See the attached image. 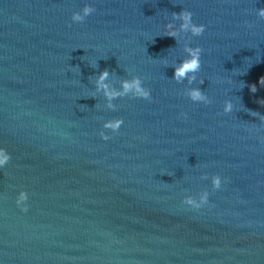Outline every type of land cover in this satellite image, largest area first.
I'll return each mask as SVG.
<instances>
[{
  "label": "water",
  "instance_id": "obj_1",
  "mask_svg": "<svg viewBox=\"0 0 264 264\" xmlns=\"http://www.w3.org/2000/svg\"><path fill=\"white\" fill-rule=\"evenodd\" d=\"M85 4L95 11L72 21ZM260 7L0 0V148L10 155L0 167V264H264ZM181 10L201 35L180 29L171 14ZM195 46V78L173 79ZM104 69L108 91L135 78L150 97L109 99L96 82ZM193 88L207 102L192 100ZM116 118L117 131L105 127ZM205 193L199 208L185 204Z\"/></svg>",
  "mask_w": 264,
  "mask_h": 264
},
{
  "label": "clouds",
  "instance_id": "obj_2",
  "mask_svg": "<svg viewBox=\"0 0 264 264\" xmlns=\"http://www.w3.org/2000/svg\"><path fill=\"white\" fill-rule=\"evenodd\" d=\"M95 9L89 5L85 4L80 12H73L71 14V19L74 22H81L84 20L86 16L94 12ZM257 15L261 18H264V7H260L256 10ZM172 17L174 19L179 20L180 23V29L184 31H189L192 35L194 36H199L203 33L204 31V25L203 24H196L193 23L191 17L192 13L188 10H181L179 13L177 12H172ZM166 36L169 37H176V29L172 28L170 25H166V30L164 32ZM186 52L188 55L186 56L185 59L181 60L177 65H174V74H173V79L180 81L185 77H189V74H195L196 72L199 71L200 69V53H201V48L199 46L195 47H187ZM108 77V70L104 69L102 70L99 75L97 76V85L99 87H103L106 90V96L111 99L115 96L122 95L124 93H127L129 91L134 90V94L136 97H141V98H149L150 97V91L147 88H144L141 86V82L138 79H132V80H124L121 81L123 93H118L116 91H108L107 90V85L104 83V81ZM190 79H194V75L189 77ZM200 83H203V81H200ZM259 83L261 85H264V77H261L259 80ZM249 89L251 92H256V86L254 84L248 85ZM189 96L191 97L192 100L194 101H199V100H205V96L202 94L201 90L199 88H193L190 89L189 91ZM261 104H264V100L260 101ZM111 107V105H110ZM232 105L230 102H227L225 105V111H231ZM250 114H255V115H260L259 113H251ZM264 118V117H262ZM123 123L122 119L116 118L110 121H107L105 123L106 128H110L113 131H117L121 124ZM102 139H108L107 136L102 137ZM10 159V155L3 149L0 148V167L4 166ZM213 187L214 188H219L221 185V179L218 176H214L213 180ZM27 194L24 191H20L18 196L16 197V204L20 206L21 211H27V205L24 203H21L22 201L27 200ZM207 193L203 197H201V201L199 203L193 202L191 200H186L185 204L190 205L195 208H199L202 204L207 202Z\"/></svg>",
  "mask_w": 264,
  "mask_h": 264
}]
</instances>
